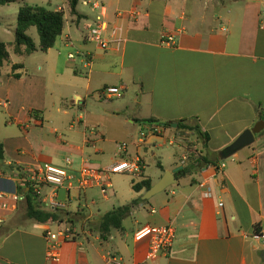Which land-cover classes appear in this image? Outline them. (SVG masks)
I'll list each match as a JSON object with an SVG mask.
<instances>
[{
	"label": "crops",
	"instance_id": "obj_1",
	"mask_svg": "<svg viewBox=\"0 0 264 264\" xmlns=\"http://www.w3.org/2000/svg\"><path fill=\"white\" fill-rule=\"evenodd\" d=\"M228 3L79 0V18L65 21L53 48L41 52L43 69L30 72L11 62L8 72L1 71L0 143L6 165L24 169L48 164L76 176L83 165L105 168L137 157L140 174L129 178L121 206L146 191L134 192L132 182L149 179L152 186L166 171L188 164L186 145L165 125L181 120H195L208 135L204 148L186 131L208 164L136 206L130 215L133 229L122 224L102 241L96 230L75 228V238L60 243L57 262L47 260L45 236L66 225L28 219L24 199L0 228V264H107L105 256L114 253L122 264H264V248L253 238L264 223V132L219 168L221 152L264 120V0ZM92 10L94 24L100 18L120 31L119 48L112 45L105 51L87 39L90 28L85 30L84 23L91 20ZM131 10L138 15L128 17ZM14 29L4 43L13 42ZM162 35L172 36L173 44H162ZM14 64L23 66L14 72L20 74L17 79L12 76ZM105 87L120 88L121 96L103 99ZM149 119L158 123L142 122ZM122 145L125 149L120 150ZM91 150L101 156L100 162H89ZM152 166L159 176L147 173ZM202 181L212 188L210 198L198 187ZM110 184L117 198L111 179ZM96 190L107 203V194L97 187L58 190L64 210L76 214L72 227L84 222L97 227L109 211L94 200ZM0 192L20 193L13 172L0 169ZM166 225L175 228L173 246L147 260L148 239L136 241L135 233Z\"/></svg>",
	"mask_w": 264,
	"mask_h": 264
},
{
	"label": "built area",
	"instance_id": "obj_2",
	"mask_svg": "<svg viewBox=\"0 0 264 264\" xmlns=\"http://www.w3.org/2000/svg\"><path fill=\"white\" fill-rule=\"evenodd\" d=\"M93 7L97 8L95 4ZM123 13H118V17H122ZM138 15L135 10L127 13V16L134 18ZM108 31L107 36L104 33ZM119 30L108 23L102 22L100 18L88 31L87 39L95 42L101 49L108 51L112 45L119 48L123 42V38L119 34ZM161 43L166 46L173 44V37L170 35H162ZM68 58H73L68 55ZM121 96V89L118 87H105L100 92V97L103 99H112ZM156 130V129H155ZM157 131V130H156ZM120 150L125 149V145L119 146ZM137 157L131 160L121 159L105 168H93L88 165H83L79 168L76 176L68 172L66 168H58L48 164H40L32 167L24 168V175L18 178V182L27 185V190L31 189L34 195L38 196L40 208L46 211L56 209L64 210L66 205L58 200L57 192L63 186L71 189L74 185L78 190L97 187L100 193L105 196L111 188V174H128L138 176L140 174V163ZM67 166L71 165L70 159H66ZM224 167V161L220 162L219 168ZM198 187L202 189V194L205 198L212 196V188L207 182L198 183ZM44 188H48V192H44ZM24 200L23 194L18 193L12 196H7L0 192V228L6 221V218L14 213L20 202ZM222 206V203H219ZM76 231L71 225H66L63 229L57 232H47L45 239L47 243L46 257L48 261L57 262L60 258V243L66 240H73ZM135 240L140 241L148 239L149 250L146 256L147 260H154L159 255L166 253L173 246L175 239V228L172 225L161 227H143L135 233ZM253 238L258 240L264 248V223L261 230L256 233ZM107 264H122V258L117 254H107L105 256Z\"/></svg>",
	"mask_w": 264,
	"mask_h": 264
},
{
	"label": "trees",
	"instance_id": "obj_3",
	"mask_svg": "<svg viewBox=\"0 0 264 264\" xmlns=\"http://www.w3.org/2000/svg\"><path fill=\"white\" fill-rule=\"evenodd\" d=\"M21 1L23 0H0V7ZM78 2L79 0H67L70 16L79 18V14L76 10ZM64 17V13L61 10L48 9L42 6H21L18 9L15 18L13 42L11 43L13 54H17L18 56H30L35 52L46 53V51L53 48L56 39L62 34L65 28L66 20ZM31 28H35L36 30L38 35V45H35L33 40L27 35V31ZM8 47V43L6 44L4 42H0V75L2 67L9 62ZM22 68V64L12 65V76L16 79L19 78L20 74L16 75L14 72H17V70H21ZM142 122H148L149 124L158 123V121L153 119ZM165 125L167 126L168 123ZM175 130L192 132V134L201 142L202 146L206 148L208 135L201 132L195 120L178 121ZM263 132L264 130H262L259 134L257 133V135H260ZM2 147L3 146L0 143V169L4 172H13L18 178H21L24 175L23 168L17 165L14 166L13 164L6 165L4 163L5 155ZM206 164H208V161L202 154H200V152H197L196 157L188 161V164L175 174L176 179L183 178V176H187L194 169H199ZM158 167L161 168L160 165H158ZM27 187V185H23L18 182V189L20 193H22V190ZM150 187L151 181L149 179H144L137 183L132 182V190L134 192L148 190ZM22 194L26 203V217L28 219L38 224L62 223L65 225H72L75 222L76 214H72L66 210L56 209L53 211H45L41 209L39 198L33 194L31 189ZM142 203L144 204L145 202H142L140 198H136L128 204L114 207L103 213L100 216L96 227L99 239L105 241L110 237L112 231L121 230L123 220L133 213L136 206Z\"/></svg>",
	"mask_w": 264,
	"mask_h": 264
},
{
	"label": "rangeland",
	"instance_id": "obj_4",
	"mask_svg": "<svg viewBox=\"0 0 264 264\" xmlns=\"http://www.w3.org/2000/svg\"><path fill=\"white\" fill-rule=\"evenodd\" d=\"M225 1H226V5H229L228 0H225ZM238 1L242 2L243 0H238ZM23 5H26L29 7L42 6V7L48 8V9L61 10L64 13L66 21H69V19L71 17L70 12H69V7L67 4V0H23L21 2H16V3H12L10 5H6V6L0 8V40L2 42L10 41L11 32H12L13 28L15 27V18H16L17 11ZM78 8H79V10H81V8H82L81 3L79 4ZM95 13L93 12V10H92V13L90 11L89 16H90L91 20L86 21L84 23L85 30H87V28H91L92 26H94L93 24H94V19H95ZM27 35L33 40L35 45H38V35L36 33L35 28H31L30 30H28ZM8 44H9V47H8L9 62L7 63V65L5 64L2 67V72L4 74L6 72H8V70L10 68L9 64H11V62L22 63L24 65V68L26 70H29L30 72H33L35 70V68H38V67L42 68L43 54L41 52H36L35 54L30 55V56L20 57L17 54L16 55L13 54L11 43H8ZM49 82H50V87H53L52 79H49ZM176 132H177V136L180 139V141L183 144H185L187 147L186 161H190L192 158L196 157V153L198 151L196 148L197 143L193 139V135L191 133H187L186 131H176ZM167 147H168V149L171 150L170 146L167 145ZM108 148L109 147H107V149ZM90 156H91V159H90L91 161H89V162H94V161L100 162V160H101V156L93 153L92 150L90 151ZM103 158H104V160L108 159L107 152H105V155ZM229 160H231V158L227 159V161H229ZM147 173L150 174L151 176H159L161 174L154 166L149 168L147 170ZM127 177L121 176L119 174H111L110 175L111 183L113 184L114 187L117 188V191H116L117 192L116 193L117 198H114V196L112 195V189H109L107 191V197L109 198V201L107 203H104L99 192H97V190H96L95 195H94L95 196L94 200L98 203L104 204L105 208L108 210H110L112 208V205L118 206V204H119L118 202H124V201H122V200H124L123 194L125 191L128 190L129 178H132L133 176L128 175ZM91 208L94 209V206H91ZM133 222H134V220H133L132 216H129L123 220L122 224H123L124 228L129 230V229L134 228ZM81 226L82 227L84 226L85 228H88L91 230L92 229L96 230V226L94 225V223H90V222H88V223L84 222L80 225L75 224V225H73V227H74L73 230L75 228H76V230H79V227H81ZM92 234L95 235L94 231Z\"/></svg>",
	"mask_w": 264,
	"mask_h": 264
},
{
	"label": "water",
	"instance_id": "obj_5",
	"mask_svg": "<svg viewBox=\"0 0 264 264\" xmlns=\"http://www.w3.org/2000/svg\"><path fill=\"white\" fill-rule=\"evenodd\" d=\"M172 129H176L177 123H171L167 125ZM262 130H264V120H260L253 125L252 128L244 131L230 146H228L224 151L221 152L222 161L239 152L240 150L249 147L254 142V136L259 134ZM182 169V166L176 167L171 171H166L159 181L152 185L148 190L144 192V194L140 197L141 201H146L150 199L152 196L165 191L167 188L171 187L176 183L175 174Z\"/></svg>",
	"mask_w": 264,
	"mask_h": 264
}]
</instances>
